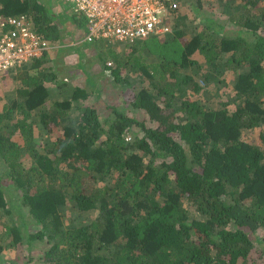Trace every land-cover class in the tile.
I'll list each match as a JSON object with an SVG mask.
<instances>
[{
  "label": "trees",
  "instance_id": "1",
  "mask_svg": "<svg viewBox=\"0 0 264 264\" xmlns=\"http://www.w3.org/2000/svg\"><path fill=\"white\" fill-rule=\"evenodd\" d=\"M217 1L225 23L207 15L208 0L190 1L202 26L189 31L182 0L170 32L126 43L127 53L112 51L104 68L129 86L125 107L143 114L137 120L114 105L102 116L82 103L84 89L43 67L50 51L58 59L81 45L69 44L79 39L72 25L86 26L79 12L61 17L49 0H0V16L25 15L54 46L5 73L19 85L0 109L6 184L48 231L5 225L0 253L21 245L25 233L28 241L46 239L40 264H264V247L254 243L264 238L251 237L264 232V0ZM127 66L148 83L135 91L122 73ZM224 73L233 76L231 93L209 107L205 95L197 98L195 77L226 84ZM53 88L62 98L48 105ZM133 126L142 134L127 140ZM36 128L53 137L42 149ZM246 130H256L257 140L244 139ZM4 185L0 178L5 211L14 199ZM67 204L76 216L96 215L82 225L72 217L62 228Z\"/></svg>",
  "mask_w": 264,
  "mask_h": 264
},
{
  "label": "rangeland",
  "instance_id": "2",
  "mask_svg": "<svg viewBox=\"0 0 264 264\" xmlns=\"http://www.w3.org/2000/svg\"><path fill=\"white\" fill-rule=\"evenodd\" d=\"M195 0H185L183 4V8L180 9V14L186 15V17L182 18L183 27H187L189 31L200 30L202 26V15L201 12L196 11L192 8ZM50 4L54 6L55 11L59 13L61 16H66V13L72 10V6L68 3L63 2L62 0H49ZM210 3L208 5V13L214 18L217 23H225L228 21V16L222 13V9L217 0H208ZM204 12V11H202ZM61 16V17H62ZM173 19L176 18V15H172ZM174 25H172L173 27ZM177 26V25H176ZM76 28V37L77 39L75 43H69L74 45L81 44L79 47H71L66 50H61L59 54V58L55 56V52L50 51L47 61L44 62L43 67L45 68H54L58 73V79L67 82L68 85L73 87H79L85 90L88 94V98L82 103L93 104L99 113L102 116L110 115L111 111L108 108L110 105H114L119 109H126V113L133 116L137 120H144L143 114L140 111H134L130 107H125L126 102L124 100V96L128 93L129 86L127 84H121L114 81V75L110 73L109 70L104 68L105 63L108 62V59L111 58V53L114 51L115 53H120L123 50L124 53L129 51V47L124 45V42H95L85 44L83 41L84 35L86 34V26L83 24L81 26H73ZM175 27V26H174ZM236 28V27H235ZM231 28L227 29V33L230 35L236 34V29ZM67 37V36H66ZM68 44V43H67ZM54 54H53V53ZM149 61V59H147ZM39 70V67H35ZM35 68H32L30 71L32 73L37 72ZM122 73L125 74L124 77L130 81L133 85V89L137 91L140 88L141 84H147L148 80L144 78L142 83H139L136 79L135 74H130L129 66L126 69L122 70ZM14 73H0V109L3 106L7 105L9 99H11L13 95V91L19 85V81H16L12 78ZM220 78L225 79L226 84L222 82H217L215 80H210V83H204L200 78L195 77V80L201 86V91L197 94V98L202 102L205 101L207 97L209 107H218V101L222 98L225 92L231 93L232 85L234 80L233 76L230 73H224L220 76ZM93 82V84H92ZM213 85V87H212ZM53 88L52 93L50 94L47 104L50 105L55 99L62 98V91L58 92ZM71 89H69L65 94L64 98L68 96ZM205 95V96H204ZM220 95V97H219ZM73 118L76 117V114H72ZM147 126H152L153 124L149 121H145ZM139 128L137 126H133L131 131L127 134V140H130L133 135H141ZM243 138L252 141L257 140L256 130H246L244 131ZM35 143L39 145L40 149L44 147L45 143H49L53 141V137L46 135L45 133L39 132L36 128L35 130ZM21 139H19L20 141ZM46 147L44 148V150ZM24 163H28L29 158L26 153L22 155ZM6 175L4 170L1 168L0 164V178L3 179L5 185L3 186V190L6 198L14 199L13 204H8L7 210H3L0 208V232L4 231L5 225L16 224L19 225L20 228L24 231L26 227L29 229H37L41 228V230H47L48 226L44 224H39L32 219V216L29 214L28 207L25 205L23 199L20 197L17 191L10 189L9 184H6ZM103 182L110 181L109 177H106ZM63 214H62V225L64 228L65 225L68 224V221L74 217V223L76 224H86L89 219H92L96 215V211L85 215V214H77L76 209L72 207L71 204H67L63 206ZM26 223V226L22 225V222ZM48 231V230H47ZM25 237L23 238L21 245L17 247H11L9 249H5L0 253V264H40V257L43 254L44 249L46 248V239H35L28 241L27 235L24 233ZM264 238L263 231H257L251 235L253 240L256 237ZM255 245L258 248L264 247V241H254Z\"/></svg>",
  "mask_w": 264,
  "mask_h": 264
},
{
  "label": "built area",
  "instance_id": "3",
  "mask_svg": "<svg viewBox=\"0 0 264 264\" xmlns=\"http://www.w3.org/2000/svg\"><path fill=\"white\" fill-rule=\"evenodd\" d=\"M86 20L83 41L124 42L164 35L182 0H62ZM54 46L25 15L0 16V73L25 65Z\"/></svg>",
  "mask_w": 264,
  "mask_h": 264
}]
</instances>
